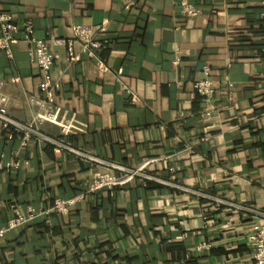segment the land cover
Instances as JSON below:
<instances>
[{
  "label": "crops",
  "instance_id": "crops-1",
  "mask_svg": "<svg viewBox=\"0 0 264 264\" xmlns=\"http://www.w3.org/2000/svg\"><path fill=\"white\" fill-rule=\"evenodd\" d=\"M0 0V13L20 29L0 53V95L9 115L35 113L39 73L22 42L49 44L54 123L41 133L125 171L128 182L89 192L103 165L46 142L7 141L0 128V229L10 206L44 212L55 199L74 200L13 228L0 240V264H253L246 240L264 213V18L259 0ZM198 15L187 18L181 3ZM75 26L102 44L99 58L80 54ZM208 69L212 115L192 86ZM129 93L125 92V89ZM134 99V102L132 101ZM66 124V133L60 126ZM16 154V156H15ZM17 158V169L3 166ZM120 175L122 172L111 170ZM207 248L197 250L200 244Z\"/></svg>",
  "mask_w": 264,
  "mask_h": 264
},
{
  "label": "built area",
  "instance_id": "built-area-1",
  "mask_svg": "<svg viewBox=\"0 0 264 264\" xmlns=\"http://www.w3.org/2000/svg\"><path fill=\"white\" fill-rule=\"evenodd\" d=\"M136 0H123L122 5L124 9H130L135 6ZM259 9L261 10V16L264 18V0H259ZM181 12L187 18H193L198 15L197 9L186 2L181 3ZM19 28L12 22L10 16L0 13V53H3L6 57L11 58L12 52L10 46L16 43V36L19 34ZM74 38L80 44V54L86 58L94 59L95 65L100 72L106 73L107 68L99 58L102 44L95 40L94 33L89 28L83 26H75L73 29ZM21 33L23 34L22 42L27 44L28 56L30 62L37 67L39 73L38 80V97L28 96V104L35 109V113L25 122H20L11 117L5 108V100L0 95V128L4 131L6 140L12 141L18 139L19 148L26 147L28 142L51 144L56 149L65 150L75 156L82 157L92 164L103 165L109 171L96 172L89 183V192L93 193L100 189H112L114 186H120L128 182L134 175L139 173V170L125 171L121 167L115 164H108L92 156L76 151L69 145L65 144L62 140L51 138L48 135L42 134L40 126L44 122L54 123L56 121L55 111L56 107L51 103V94L53 90V83L51 78V69L54 61V56L51 54L49 44H65L68 49L67 65L75 63L77 55L72 52L70 43H66L63 40H53L49 34L45 39H37L33 33L32 23L25 21L21 26ZM264 53V48L262 49ZM208 69L203 68V78L196 81L193 84V95L199 97L203 105L202 116L204 118L210 117L214 111L211 108L210 103L213 98V86L212 80L209 79ZM125 89V88H124ZM126 93H129L128 89H125ZM134 102V99L132 98ZM60 134L66 133V124L60 126ZM16 156V154H15ZM20 166V162L15 157L6 163L3 167L5 169H17ZM112 169L122 172L120 175L111 173ZM50 209L44 212L39 209H35L32 206L22 208L19 205L12 204L10 206L11 219L9 220L5 229H0V240L3 239V235L13 228H17L32 221L37 216L44 215L50 211L62 214L68 211V209L75 203L74 200L69 199H55ZM237 209H241L254 216L256 221L250 227L249 233L246 236V240L251 244L253 249V264H264V213L249 207L241 208L234 206ZM207 244H200L197 250L207 248Z\"/></svg>",
  "mask_w": 264,
  "mask_h": 264
},
{
  "label": "trees",
  "instance_id": "trees-1",
  "mask_svg": "<svg viewBox=\"0 0 264 264\" xmlns=\"http://www.w3.org/2000/svg\"><path fill=\"white\" fill-rule=\"evenodd\" d=\"M264 32V31H263Z\"/></svg>",
  "mask_w": 264,
  "mask_h": 264
}]
</instances>
